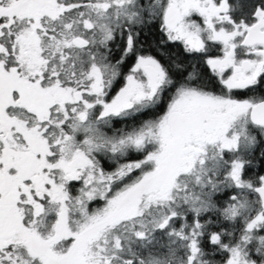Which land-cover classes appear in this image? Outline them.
<instances>
[{
    "label": "snow or ice",
    "instance_id": "6c2138e0",
    "mask_svg": "<svg viewBox=\"0 0 264 264\" xmlns=\"http://www.w3.org/2000/svg\"><path fill=\"white\" fill-rule=\"evenodd\" d=\"M0 264H264V0H0Z\"/></svg>",
    "mask_w": 264,
    "mask_h": 264
}]
</instances>
